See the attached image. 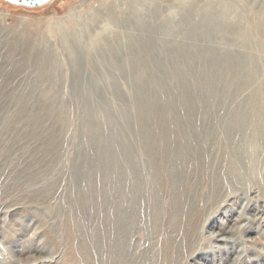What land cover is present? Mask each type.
<instances>
[{
  "label": "rangeland",
  "instance_id": "rangeland-1",
  "mask_svg": "<svg viewBox=\"0 0 264 264\" xmlns=\"http://www.w3.org/2000/svg\"><path fill=\"white\" fill-rule=\"evenodd\" d=\"M263 121L264 0H0V264H264Z\"/></svg>",
  "mask_w": 264,
  "mask_h": 264
},
{
  "label": "water",
  "instance_id": "water-1",
  "mask_svg": "<svg viewBox=\"0 0 264 264\" xmlns=\"http://www.w3.org/2000/svg\"><path fill=\"white\" fill-rule=\"evenodd\" d=\"M4 1L15 6L36 8V7L44 6L52 0H4Z\"/></svg>",
  "mask_w": 264,
  "mask_h": 264
},
{
  "label": "bare ground",
  "instance_id": "bare-ground-1",
  "mask_svg": "<svg viewBox=\"0 0 264 264\" xmlns=\"http://www.w3.org/2000/svg\"><path fill=\"white\" fill-rule=\"evenodd\" d=\"M202 95V94H201ZM256 113H258V112H256ZM250 114V113H249ZM249 116H251V115H248V114H246V112L245 113H239L238 115H237V117L236 118H234L233 119V121H232V123H230L231 124V127L232 128H234V127H244V126H246V124L248 123V121H249ZM256 116V115H255ZM252 117V116H251ZM254 118V117H253ZM251 121V120H250ZM259 121V120H258ZM261 122V121H260ZM264 122V121H263ZM258 123V122H257ZM195 125V124H194ZM213 153V152H212ZM218 154V153H217Z\"/></svg>",
  "mask_w": 264,
  "mask_h": 264
}]
</instances>
